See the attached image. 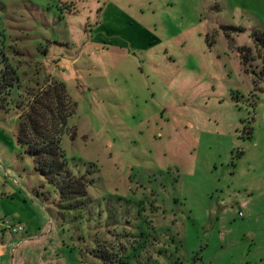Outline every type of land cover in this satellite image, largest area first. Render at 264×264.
Returning <instances> with one entry per match:
<instances>
[{
	"label": "rangeland",
	"instance_id": "rangeland-1",
	"mask_svg": "<svg viewBox=\"0 0 264 264\" xmlns=\"http://www.w3.org/2000/svg\"><path fill=\"white\" fill-rule=\"evenodd\" d=\"M252 32L264 0H0V264H264ZM53 83L66 167L91 179L65 214L16 142Z\"/></svg>",
	"mask_w": 264,
	"mask_h": 264
},
{
	"label": "trees",
	"instance_id": "trees-1",
	"mask_svg": "<svg viewBox=\"0 0 264 264\" xmlns=\"http://www.w3.org/2000/svg\"><path fill=\"white\" fill-rule=\"evenodd\" d=\"M251 35L264 49V32L262 35L252 32ZM74 107L62 85L50 84L33 94L21 108L16 131V142L32 156L35 170L58 189L61 214L82 210L84 205L80 200L85 197L91 182L86 174H71L59 149L60 135Z\"/></svg>",
	"mask_w": 264,
	"mask_h": 264
},
{
	"label": "built area",
	"instance_id": "built-area-1",
	"mask_svg": "<svg viewBox=\"0 0 264 264\" xmlns=\"http://www.w3.org/2000/svg\"><path fill=\"white\" fill-rule=\"evenodd\" d=\"M5 229L6 230H9V232L11 233H17L19 231H23V227L21 224H11V225H8L7 223H5Z\"/></svg>",
	"mask_w": 264,
	"mask_h": 264
},
{
	"label": "crops",
	"instance_id": "crops-1",
	"mask_svg": "<svg viewBox=\"0 0 264 264\" xmlns=\"http://www.w3.org/2000/svg\"><path fill=\"white\" fill-rule=\"evenodd\" d=\"M6 198H7V197H2L1 199H6ZM14 216H16V217H17L18 215L16 214V215H14Z\"/></svg>",
	"mask_w": 264,
	"mask_h": 264
}]
</instances>
